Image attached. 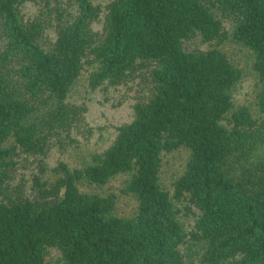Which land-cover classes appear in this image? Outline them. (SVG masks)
<instances>
[{"label": "trees", "instance_id": "trees-1", "mask_svg": "<svg viewBox=\"0 0 264 264\" xmlns=\"http://www.w3.org/2000/svg\"><path fill=\"white\" fill-rule=\"evenodd\" d=\"M198 35L209 48L185 49ZM229 40L252 55L264 113V0H0V264H186L189 239L201 264H264V118L235 104ZM89 68L92 87L141 78L147 92L108 147L50 176L52 145L93 134L70 100ZM20 156L39 163L29 191ZM119 176L134 215L93 189Z\"/></svg>", "mask_w": 264, "mask_h": 264}, {"label": "rangeland", "instance_id": "rangeland-1", "mask_svg": "<svg viewBox=\"0 0 264 264\" xmlns=\"http://www.w3.org/2000/svg\"><path fill=\"white\" fill-rule=\"evenodd\" d=\"M95 4L103 8L109 0H93ZM101 25L96 23V27ZM185 49L206 50L208 44L202 40L200 35L193 39L185 41ZM220 48L226 52L230 58L237 63L244 72L242 81L237 85L234 91L236 105H248L255 112L257 118H264V113L256 110L255 90L257 77L253 70V58L249 51L242 45L235 44L232 41H226L220 45ZM92 69H84L78 80L74 84L70 100L78 105L86 107V119L89 127L93 129V134L84 138L82 134H76L79 141L71 143L65 141V147L60 142L52 145L45 161L47 172L54 176L53 168L59 160L68 162L71 166H80L88 154L93 151L103 150L108 147L117 134V127L130 122L134 116V104L146 94L145 83L141 78L131 79L127 83L111 86L107 83L92 87L90 85L89 74ZM58 141V140H57ZM262 151L259 150L258 153ZM181 157L171 158L168 162L165 174V182L169 186L170 176L174 169L179 168ZM38 161L26 156L16 157V167L14 183L22 182L29 191L32 185L31 175L39 170ZM172 170V171H171ZM46 172V173H47ZM49 176V177H50ZM126 176L114 178L104 187L93 188L100 193L115 192L117 198V212L123 216L134 215L136 209V199L133 195L124 191V182ZM88 186V184H85ZM88 188H92L89 187ZM182 219L185 222L188 231L195 228L196 216L193 212L184 209ZM186 258V264H201V247L194 239H189L183 247Z\"/></svg>", "mask_w": 264, "mask_h": 264}]
</instances>
